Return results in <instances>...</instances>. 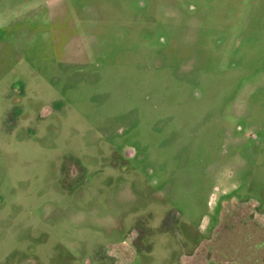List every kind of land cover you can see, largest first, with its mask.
I'll use <instances>...</instances> for the list:
<instances>
[{
	"label": "rangeland",
	"instance_id": "374dc122",
	"mask_svg": "<svg viewBox=\"0 0 264 264\" xmlns=\"http://www.w3.org/2000/svg\"><path fill=\"white\" fill-rule=\"evenodd\" d=\"M0 264H264V0H0Z\"/></svg>",
	"mask_w": 264,
	"mask_h": 264
}]
</instances>
